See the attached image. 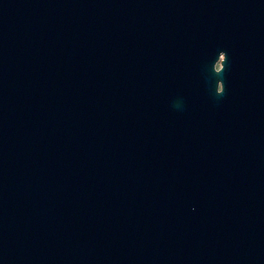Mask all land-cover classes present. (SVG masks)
Segmentation results:
<instances>
[{
  "label": "water",
  "instance_id": "95a60500",
  "mask_svg": "<svg viewBox=\"0 0 264 264\" xmlns=\"http://www.w3.org/2000/svg\"><path fill=\"white\" fill-rule=\"evenodd\" d=\"M0 264H264V0H0Z\"/></svg>",
  "mask_w": 264,
  "mask_h": 264
}]
</instances>
